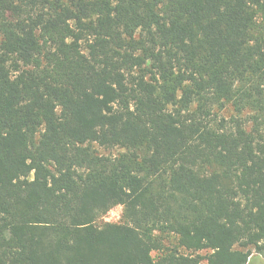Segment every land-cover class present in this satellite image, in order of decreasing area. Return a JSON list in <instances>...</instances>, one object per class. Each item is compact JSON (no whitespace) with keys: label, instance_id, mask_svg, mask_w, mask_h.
Wrapping results in <instances>:
<instances>
[{"label":"trees","instance_id":"16d2710c","mask_svg":"<svg viewBox=\"0 0 264 264\" xmlns=\"http://www.w3.org/2000/svg\"><path fill=\"white\" fill-rule=\"evenodd\" d=\"M251 247L264 0H0V264H248Z\"/></svg>","mask_w":264,"mask_h":264},{"label":"rangeland","instance_id":"374dc122","mask_svg":"<svg viewBox=\"0 0 264 264\" xmlns=\"http://www.w3.org/2000/svg\"><path fill=\"white\" fill-rule=\"evenodd\" d=\"M101 152L109 154V153H117V150L113 151H107L105 149H101ZM122 212H123V207L121 205L116 206L113 208L111 211H109L105 217L102 219V221H107V222H120L122 219ZM167 245L169 246H175L177 245V241L175 239H169L167 242ZM251 257L249 259L248 264H264V255L259 254L255 251L254 247H251ZM203 254L208 253V251H202Z\"/></svg>","mask_w":264,"mask_h":264}]
</instances>
